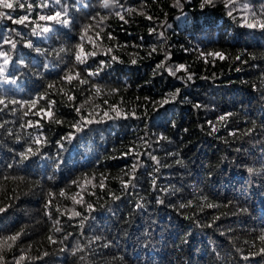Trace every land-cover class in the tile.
Here are the masks:
<instances>
[{"label":"trees","instance_id":"obj_1","mask_svg":"<svg viewBox=\"0 0 264 264\" xmlns=\"http://www.w3.org/2000/svg\"><path fill=\"white\" fill-rule=\"evenodd\" d=\"M10 1L0 264H264V28L244 23L264 22V0H235L232 16L225 0ZM56 12L70 23L39 19Z\"/></svg>","mask_w":264,"mask_h":264},{"label":"snow or ice","instance_id":"obj_2","mask_svg":"<svg viewBox=\"0 0 264 264\" xmlns=\"http://www.w3.org/2000/svg\"><path fill=\"white\" fill-rule=\"evenodd\" d=\"M16 2L19 4V7L21 9L24 8V4L23 3H20V0H16ZM56 2L59 3L60 0H56ZM118 2H119V0H102V6L105 7V8H108L109 6H111L113 4H116ZM178 2H179V0H178ZM234 2H235V0H225V6L229 8V11H228V15L229 16H232V14H233V10L234 9H232L231 4L234 3ZM213 4H214V0H202L201 8L203 9V7L205 5H213ZM0 6L6 8V9H13L14 8V4L12 2H9V0H0ZM39 6L40 7H48V4H47V2L45 0V2L41 3ZM28 7H29V9H31L32 8V5L29 4ZM129 11H131V10H129ZM260 14L261 15H264V10H262ZM4 15H5V13L0 12V16H4ZM65 15H66V13H65ZM116 15L122 21L125 20L124 16L121 13L117 12ZM252 16L253 17L256 16V12L255 11H253ZM8 18L9 19H12V22L14 24H17V25H23V24H25V22H30V18H29L28 15H24V16H21L19 18H15V19L12 18L11 16H9ZM147 18L150 19V20L152 19L151 16H149ZM39 19L40 20H48V21H56V22H58V23H60L62 25H65V26H67L70 23V21L68 19L62 18V13L61 12H56L55 15H47V16L40 15L39 16ZM103 19H107V17H101V21ZM125 22H127V21H125ZM244 23L248 27H250V28L257 27V26L260 27V28H264V22H255V21L254 22H249V20H248L247 17L244 18ZM37 27H39V26H37ZM41 31L46 33V32H49L50 31V28L49 27H43V28H41ZM154 31H155V29H150V32H154ZM33 32L36 35H39L40 34L39 32L36 31V28H33ZM159 35L160 36H163V33L161 32ZM109 38H111V37H109ZM0 42H2L3 44H11V47L13 49H15L17 47V45H16L15 42H13V41H11V40H9L7 38L0 37ZM25 46L26 47H31L32 46L31 45V41H28ZM77 47L80 49V51L77 52V54H76V60L80 64H85L86 63V60L85 59H82V57H81V53L83 52V48H82L81 45H77ZM108 51H111V49H109ZM155 51H156V48L153 47L152 48V52H155ZM95 54H96L95 52H91V53H88L87 55L94 56ZM201 55L202 56H204V55L214 56V57H219L221 59H224V56L221 53H219V52L201 53ZM7 56H8V53L7 52L0 51V58H4L3 59V64L4 65H7L9 63V60L7 59ZM113 59H115V57H113ZM237 59H240V57L238 56ZM132 62L135 63L136 61L133 60ZM156 67L157 68H162V67H165V65L162 62L161 64H158ZM165 70L169 73V75L175 76L176 73L179 72V71H181V70L186 71V68H185V65L180 64V65L176 66L175 68H173V67H166ZM237 70H239V69H237ZM4 71H5V68L3 66H0V73H3ZM84 71L87 72V75L88 76L98 75V72L87 71V69H84ZM78 77H79V74H77V77L76 78H78ZM186 78H187V80L190 81L192 79V75L191 74H188ZM65 79H67L68 81H71L72 79H74V77L69 74V75H66L65 76ZM180 79H183V77H180ZM80 82L81 83H88V81L86 79H82V80H80ZM96 91L99 92L100 89L99 88H96ZM179 92H180V89H176L175 93L172 94V99L173 100L176 99V96L179 94ZM41 99H43V97H41ZM69 99L71 100V99H74V98L73 97H69ZM167 102H168L167 100L164 101V103H167ZM4 103H5V101L3 99H0V104H4ZM9 103H11V104H17V103H21V102L20 101H16V100H11V101H9ZM23 103L27 104L31 108V107H34L37 104V101L36 100H32V101H25ZM195 107H200V105L197 104V105H195ZM113 110H115V109H113ZM41 112H43L44 115L49 118V120H52L54 118V113L51 111L50 108L47 109V110L41 109ZM34 114L39 115L40 113H34ZM25 115H27V112L25 113ZM105 115H107V113H105ZM226 115H230V114H226ZM226 115H222L219 118V120L221 122L224 121L226 119ZM55 122L56 123H60L61 121H59L57 119V120H55ZM86 122L87 123H90L91 121H86ZM39 123L40 122L37 121L36 122V125L39 126ZM73 127H75L77 131H80L81 130V127L78 124L77 125H73ZM212 130H213V132L216 131V127H215L214 124L212 125ZM234 134L235 133H233V135ZM162 139H166V137H162ZM35 143H41V141L39 139H37L35 141ZM28 152H32V149L29 148L28 149ZM130 152H131V150H130ZM21 155L24 156V153H21ZM152 159L155 160L156 157L153 156ZM137 167H138V164H134L132 166V171L134 172ZM249 171H252V169H249ZM132 179H134V177ZM130 183H131V179L128 182L124 183V187L127 188L128 187V184H130ZM101 187H103V183L102 182H101ZM60 195L63 196L64 193L61 192ZM114 199H118V197H114ZM76 202L77 203H80V201H76ZM207 206L208 207H214L215 205L209 204ZM46 207H47V205H46ZM87 207L89 209H91L92 206H91V204H89V205H87ZM181 207H184V205H181ZM0 211H2V210H0ZM74 215L79 216L80 213L79 212H76V213H74ZM56 231H60V229L57 228ZM18 236H19V234H16V235H13V236L8 237V239L14 241V240H16L18 238ZM48 239L51 241L52 240V237L50 236ZM260 240L261 241H264V235H261L260 236ZM53 242H55V241H53ZM261 253H264V249H261ZM21 259H23V257H21Z\"/></svg>","mask_w":264,"mask_h":264},{"label":"built area","instance_id":"obj_3","mask_svg":"<svg viewBox=\"0 0 264 264\" xmlns=\"http://www.w3.org/2000/svg\"><path fill=\"white\" fill-rule=\"evenodd\" d=\"M14 1H16V0H14ZM20 3H23L24 4V8L23 9L28 10V11L34 10L35 4H34V1L33 0H20ZM29 4L32 5V8L31 9H29V7H28ZM39 5L40 4H38L37 6H39Z\"/></svg>","mask_w":264,"mask_h":264},{"label":"rangeland","instance_id":"obj_4","mask_svg":"<svg viewBox=\"0 0 264 264\" xmlns=\"http://www.w3.org/2000/svg\"><path fill=\"white\" fill-rule=\"evenodd\" d=\"M9 2H11V1L9 0Z\"/></svg>","mask_w":264,"mask_h":264}]
</instances>
